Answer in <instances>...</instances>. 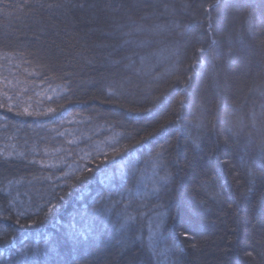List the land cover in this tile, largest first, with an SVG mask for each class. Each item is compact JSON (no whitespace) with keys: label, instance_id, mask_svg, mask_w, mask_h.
Listing matches in <instances>:
<instances>
[{"label":"trees","instance_id":"obj_1","mask_svg":"<svg viewBox=\"0 0 264 264\" xmlns=\"http://www.w3.org/2000/svg\"><path fill=\"white\" fill-rule=\"evenodd\" d=\"M209 2L0 0V264H264V0Z\"/></svg>","mask_w":264,"mask_h":264},{"label":"snow or ice","instance_id":"obj_2","mask_svg":"<svg viewBox=\"0 0 264 264\" xmlns=\"http://www.w3.org/2000/svg\"><path fill=\"white\" fill-rule=\"evenodd\" d=\"M220 3H221V0H211V2H209L207 4L201 3L200 7L204 8L206 11L209 10V9L215 10L216 8H218L220 6ZM52 6L53 5H49V7H52ZM57 6H59V5H57ZM80 7H84V5L81 4ZM207 18H208L209 21H211L212 17H211V12L210 11H207ZM208 27H209V30H211V27H212L211 22H209ZM262 43H264V41H262ZM199 51L203 52L204 49L200 48ZM193 144L197 148L200 146L199 143H198V138H195L193 140ZM157 155H159V154H157ZM225 163H227V162H225ZM253 175L254 174L251 171H249V176L252 177ZM253 184H254V180H250L249 181V187L246 190L247 192H251L253 190L252 189V185ZM211 196H212V198L214 200H223V196H222V194L219 191H212L211 192ZM61 199H62V197H61ZM233 202L235 203V201H233ZM206 203H207L206 201H201V204H206ZM54 209H55V205L50 203L49 206H48L47 211L50 213ZM17 223H19V220H17ZM180 235L184 236L187 239L188 236H189V233L187 231H184V232H181ZM5 239H6V237H0V240H5ZM146 247L148 248V251L151 253L152 256H158V255L161 254V253H159L157 251L156 243H155L154 240H150L148 245H146ZM164 252L166 253L167 249H165ZM245 254L247 256H249V257H253V251H247ZM260 255H264V252H261Z\"/></svg>","mask_w":264,"mask_h":264}]
</instances>
